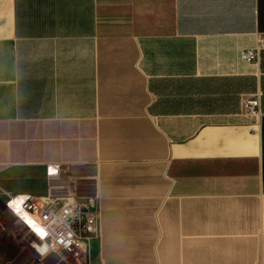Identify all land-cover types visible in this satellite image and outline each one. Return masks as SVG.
<instances>
[{"label":"crops","instance_id":"1","mask_svg":"<svg viewBox=\"0 0 264 264\" xmlns=\"http://www.w3.org/2000/svg\"><path fill=\"white\" fill-rule=\"evenodd\" d=\"M262 39L264 0H0V208L93 185L95 264H264Z\"/></svg>","mask_w":264,"mask_h":264},{"label":"built area","instance_id":"2","mask_svg":"<svg viewBox=\"0 0 264 264\" xmlns=\"http://www.w3.org/2000/svg\"><path fill=\"white\" fill-rule=\"evenodd\" d=\"M264 49V39L254 48L245 50L243 57L252 60ZM249 114L260 113V97L245 98ZM61 168L49 165V176L57 175ZM10 211L20 219L27 231L43 241L48 249L75 264H95L93 242L101 234V213L92 199L75 193L49 190L41 196L32 194L11 195L7 201ZM28 215L26 219L23 214ZM101 264H107L102 261Z\"/></svg>","mask_w":264,"mask_h":264},{"label":"rangeland","instance_id":"3","mask_svg":"<svg viewBox=\"0 0 264 264\" xmlns=\"http://www.w3.org/2000/svg\"><path fill=\"white\" fill-rule=\"evenodd\" d=\"M73 184V183H72ZM57 187L56 192L95 196V186L87 191L76 185ZM75 184V183H74ZM0 264H75L48 249L47 245L27 231L8 209L0 208Z\"/></svg>","mask_w":264,"mask_h":264},{"label":"bare ground","instance_id":"4","mask_svg":"<svg viewBox=\"0 0 264 264\" xmlns=\"http://www.w3.org/2000/svg\"><path fill=\"white\" fill-rule=\"evenodd\" d=\"M21 214H23L24 217H25L27 220L30 219V217H29L28 215H26V214H24V213H22V212H21Z\"/></svg>","mask_w":264,"mask_h":264}]
</instances>
